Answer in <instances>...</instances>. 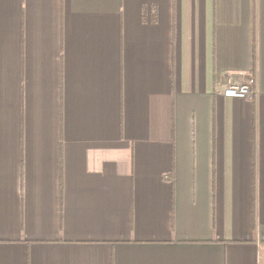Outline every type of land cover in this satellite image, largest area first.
<instances>
[{"label": "crops", "instance_id": "0c3cea01", "mask_svg": "<svg viewBox=\"0 0 264 264\" xmlns=\"http://www.w3.org/2000/svg\"><path fill=\"white\" fill-rule=\"evenodd\" d=\"M0 264H264V0H0Z\"/></svg>", "mask_w": 264, "mask_h": 264}, {"label": "built area", "instance_id": "2783aa9c", "mask_svg": "<svg viewBox=\"0 0 264 264\" xmlns=\"http://www.w3.org/2000/svg\"><path fill=\"white\" fill-rule=\"evenodd\" d=\"M255 78L247 77L241 81H231L223 91V95L229 98H247L254 93Z\"/></svg>", "mask_w": 264, "mask_h": 264}, {"label": "trees", "instance_id": "16d2710c", "mask_svg": "<svg viewBox=\"0 0 264 264\" xmlns=\"http://www.w3.org/2000/svg\"><path fill=\"white\" fill-rule=\"evenodd\" d=\"M250 76H253L254 77V74H251ZM255 78V77H254Z\"/></svg>", "mask_w": 264, "mask_h": 264}]
</instances>
